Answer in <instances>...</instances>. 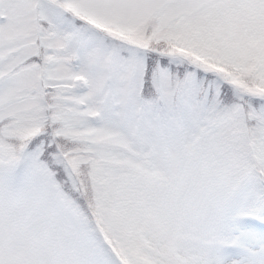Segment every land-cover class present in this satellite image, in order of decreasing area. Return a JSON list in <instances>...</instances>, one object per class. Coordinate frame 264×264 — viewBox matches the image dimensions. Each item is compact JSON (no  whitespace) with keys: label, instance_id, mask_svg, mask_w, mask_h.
Returning <instances> with one entry per match:
<instances>
[{"label":"snow or ice","instance_id":"1","mask_svg":"<svg viewBox=\"0 0 264 264\" xmlns=\"http://www.w3.org/2000/svg\"><path fill=\"white\" fill-rule=\"evenodd\" d=\"M0 264H264V0H0Z\"/></svg>","mask_w":264,"mask_h":264}]
</instances>
